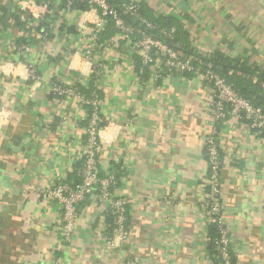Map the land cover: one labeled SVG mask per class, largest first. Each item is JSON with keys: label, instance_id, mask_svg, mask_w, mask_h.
Returning <instances> with one entry per match:
<instances>
[{"label": "crops", "instance_id": "crops-1", "mask_svg": "<svg viewBox=\"0 0 264 264\" xmlns=\"http://www.w3.org/2000/svg\"><path fill=\"white\" fill-rule=\"evenodd\" d=\"M137 1L146 19L182 30L176 49L195 66L220 74V60H238L256 71L238 76L255 82L264 73V0ZM78 17L54 14L28 40L14 1L0 7V264H125L128 256L140 264H222L209 253L201 203L212 121L207 83L199 73L166 74L156 59L143 69L124 40L114 41V25L85 59ZM23 42L29 54L14 49ZM55 84L100 97L99 173L116 171L115 196L129 202L131 234L113 250L104 241L111 215L95 196L79 205L69 236L60 205L42 197L59 182H79L91 114L77 96L54 95ZM219 133L220 204L235 264H264V133L231 115Z\"/></svg>", "mask_w": 264, "mask_h": 264}, {"label": "built area", "instance_id": "built-area-1", "mask_svg": "<svg viewBox=\"0 0 264 264\" xmlns=\"http://www.w3.org/2000/svg\"><path fill=\"white\" fill-rule=\"evenodd\" d=\"M17 13L27 23L24 38L39 36L38 29L45 22H51L54 14H78V27L85 33L82 36L83 47L79 54L91 59L103 44L107 29L114 25L117 34L115 42L124 40L131 56H139L142 68L151 67L161 61L166 74L184 76L199 73L211 92L212 121L205 138L204 151L208 160V172L203 178L201 203L206 209L207 225L215 224L220 238L216 242L218 258L222 264L232 263V251L227 230L224 227L221 189L223 158L220 150L219 125L231 115L247 123L257 133H264V108L240 95L233 85L222 77L212 66L203 70L195 66L192 59H183L177 45V28L162 27L150 22L142 15L140 1L131 0L112 4L111 0H13ZM5 0H0V7ZM29 40V39H28ZM22 54L32 50L27 42L19 43L14 48ZM156 59V61H155ZM31 78H36L34 69H30ZM52 93L56 96L75 95L81 104L91 109L87 126L84 129L85 147L81 156L80 180L76 184L59 182L44 192L42 197L60 205L62 222L69 236L75 230L78 208L82 202L95 196L97 203L112 217V233L104 238L106 249L113 250L120 243L129 239L131 231L127 223L128 200L115 196L117 184L116 171L106 177L99 173L103 155L101 130V100L97 93L87 98L78 88L53 85ZM52 264H60L55 261ZM125 264H140L135 256H128Z\"/></svg>", "mask_w": 264, "mask_h": 264}, {"label": "trees", "instance_id": "trees-1", "mask_svg": "<svg viewBox=\"0 0 264 264\" xmlns=\"http://www.w3.org/2000/svg\"><path fill=\"white\" fill-rule=\"evenodd\" d=\"M111 3L112 4H119L122 2L117 3L114 0H111ZM142 15L144 17H146V15L144 14L143 8H142ZM147 19H149V21H151L153 23H156L159 26L161 25L159 20H151L150 18H147ZM161 26H163V25H161ZM181 32H182V30L178 27L177 28V39H178V35ZM218 65H220L222 70H223L220 72V75L222 77H224L228 81V83L233 85L235 90L240 95H242L243 97H245L248 100H250L251 102H253L256 106L264 108V87H263L264 73H262L260 76L256 77L257 78L256 81L253 82L252 80H250L248 78L240 77L237 75L238 72L246 73L249 75L256 74L255 70H250V69L244 67L243 64H241L240 61H238V60H233V61L220 60V62H218ZM228 69H231L232 71H234V73L229 74ZM78 89L80 92L85 94L84 89L82 87H78ZM87 94H85V95L88 98ZM111 219H112V217H111ZM219 238H220V233H219V229L217 228V226L215 224H209L208 225V249H209V253L212 256L214 262L219 261L218 248L216 245V242L219 240ZM232 263L235 264V258H234L233 253H232Z\"/></svg>", "mask_w": 264, "mask_h": 264}]
</instances>
